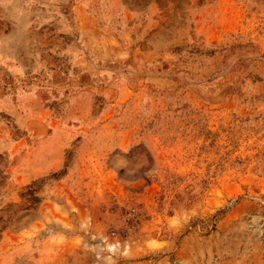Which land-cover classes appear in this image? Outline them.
Listing matches in <instances>:
<instances>
[{"label":"rangeland","instance_id":"1","mask_svg":"<svg viewBox=\"0 0 264 264\" xmlns=\"http://www.w3.org/2000/svg\"><path fill=\"white\" fill-rule=\"evenodd\" d=\"M0 264H264V0H0Z\"/></svg>","mask_w":264,"mask_h":264}]
</instances>
